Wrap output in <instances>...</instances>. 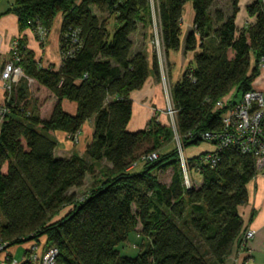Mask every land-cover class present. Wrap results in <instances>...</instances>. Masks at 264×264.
<instances>
[{"label":"trees","instance_id":"16d2710c","mask_svg":"<svg viewBox=\"0 0 264 264\" xmlns=\"http://www.w3.org/2000/svg\"><path fill=\"white\" fill-rule=\"evenodd\" d=\"M218 1H155L166 55L181 47L185 4L194 11L184 45L194 66L171 90L185 147L204 141L198 133L220 130L223 112L216 103L230 95L237 99L260 77L264 0H250L246 12L253 21L242 27L236 23L239 0H231L228 14L215 8ZM93 7L112 16V30ZM152 8L150 0H14L6 11L17 17L18 65L30 80L15 87L0 126V238L7 250L31 242L54 246L64 264H229L237 258L248 230L239 210L258 174L253 157L223 149L214 167L201 164L206 153L192 157L189 168L200 177L186 188L175 150L140 161L170 146L171 129L155 119L147 131L127 129L131 94L151 74L160 78L155 55L150 64L144 52H133L132 36L140 25L151 27ZM58 15L60 66L43 67L22 34L48 36ZM33 86L47 94L45 105L32 98ZM64 102L76 105L74 115ZM88 121L93 132L84 153L55 156V134L75 136ZM136 161L140 165L128 172ZM103 164L102 180L76 201L71 189L83 187ZM70 204L72 211L52 223ZM132 232L144 237L141 249L135 258L121 256L116 248Z\"/></svg>","mask_w":264,"mask_h":264},{"label":"built area","instance_id":"2783aa9c","mask_svg":"<svg viewBox=\"0 0 264 264\" xmlns=\"http://www.w3.org/2000/svg\"><path fill=\"white\" fill-rule=\"evenodd\" d=\"M17 46L18 43L14 40L11 44L10 60L0 66V83L2 84L0 126L2 125L4 116L10 112L7 106V103L12 97L10 93L24 76L22 68L18 65ZM258 67L260 72H264V53L259 59ZM230 96L218 101L215 105L216 109L223 112L221 115L220 130L218 132L199 135L200 139L211 144L214 149L212 152L206 153L201 157V163L214 167L218 162L216 153L223 149L232 148L241 154L251 155L255 160L258 173H261L264 171V89L253 87L237 99H233ZM168 99L172 102L171 93H169ZM171 104L172 107L169 109L170 117H175L176 119L177 111L175 110L173 102ZM175 131L180 161L183 165L184 163L186 165L181 140L178 137L177 129ZM189 137L191 135L187 136V138ZM156 159L157 156L152 155L144 157L140 161L151 162ZM184 184L186 188L191 187L186 173H184ZM254 235V231L247 230L245 232L241 243V250H243L246 242L253 239ZM7 251V244L0 238V264H20ZM22 263L64 264L60 261V252L56 247H43L34 242L29 243Z\"/></svg>","mask_w":264,"mask_h":264},{"label":"rangeland","instance_id":"374dc122","mask_svg":"<svg viewBox=\"0 0 264 264\" xmlns=\"http://www.w3.org/2000/svg\"><path fill=\"white\" fill-rule=\"evenodd\" d=\"M80 1L81 0H77V2H80ZM150 1L153 7L152 8L153 23H151L150 28L149 27L145 28L142 25L139 26L137 33H135L132 36L133 49L135 52L138 50L142 52L143 50V52L147 56V59L149 58L148 62L151 64H152V58L155 55L157 62H158V66L160 67V69H162V72L159 78V83H160L159 98H157L154 102V105H152L153 116L151 117V119L156 115L159 122L167 126L168 128H170L173 133V131L177 129V127H175L177 126V124H176L175 117L173 118L170 117L171 115H170L169 109L172 107V104H171L172 102L171 100L169 101L168 99V96H169V93H171L173 84L170 81L171 80L170 70H169L170 68L167 63L166 53L162 45L161 33H160L161 32L160 23H159V19L157 15V7H156V2H155L156 0H150ZM1 2H3L2 6H1ZM7 2L14 3V0H0V8L3 7ZM215 8L221 9L222 11L228 14L231 11V0H220L216 4ZM92 11L100 20H108V28L109 30H112L114 26V20L112 16L106 10L102 11L98 8L93 7ZM242 15H243V12H241L240 16H238V21L241 19ZM182 22L184 21L182 20ZM58 34L59 33L56 30V27L54 28L52 27L49 40L47 39L48 38L47 36L45 37V35H42V36L38 35L39 40H37L36 38L33 39V42H34L33 45L35 46L36 49L40 50L41 45L43 47L47 46V49L45 52L46 60H49L54 63H57L60 59V52H59V47H58ZM42 37H44V39ZM43 52L44 51H42V53ZM192 66H194V62H192ZM260 78H263V81H264V72H260V77L258 79ZM258 79L256 82L259 81ZM1 85L2 84L0 83V99L2 96ZM31 96L33 99L37 97L38 102L40 101L41 103H43L42 101L47 99V94L41 91L40 89H38L36 86L32 87ZM43 104L45 105V102ZM45 107L46 106H44L42 110L43 113H47L48 111V110H45ZM3 121L4 119L2 120V123ZM149 121L146 123V126L143 130H146V131L148 130ZM88 128L91 129V126ZM89 129L85 128L83 131H80L75 136L67 135L64 140L63 139L58 140L56 138L58 142L57 154L59 156H69L70 154L82 155L85 151L87 143L91 140ZM59 137L62 138L61 136ZM178 137L181 140V137L180 136ZM176 141H177L176 136L173 133V139H171L170 146L164 150L157 151L156 153L158 154V156L168 150H169L168 152H171L173 150L178 151V146H177ZM181 146L184 149L183 144H181ZM211 149H213L212 145L206 141H203L199 145H188L185 147L184 150L186 152V155L189 158H192V157L198 156L199 154L201 155L205 152H209ZM144 157L145 156L143 155L140 158V160ZM104 168H107L106 165L104 164L96 165V169H94V174L86 177L83 187L71 189L70 193L75 194L76 201L77 200L82 201L85 198V196L90 193L91 189L99 181L102 180ZM169 173L170 171H168V174ZM197 173L198 172H193L192 174H189L190 175L189 177H193L195 180H198L200 176ZM182 176L184 177V173H182ZM166 178L167 176H165V174L160 175V179L162 181L165 180ZM72 209H73V204H70L67 207H65L62 211H60L58 215L54 216L51 219L52 223L63 218L65 215L71 212ZM41 240L44 242L45 238H42ZM143 242H144V237L139 235L137 232H132L131 234H129L127 241L120 244L116 249L118 250L121 256L135 258L138 255ZM28 245L29 243H24V244L13 246L8 249L7 253L13 256L14 260L17 263H21Z\"/></svg>","mask_w":264,"mask_h":264},{"label":"crops","instance_id":"0c3cea01","mask_svg":"<svg viewBox=\"0 0 264 264\" xmlns=\"http://www.w3.org/2000/svg\"><path fill=\"white\" fill-rule=\"evenodd\" d=\"M3 2H1L2 6ZM13 3L7 2L3 7L0 8V66H2L5 62L10 60L11 53V44L12 42L19 37L18 32V24L17 17L14 14H7L6 11L12 7ZM250 4V0H239L238 7L239 12L236 17V23L238 26L242 27L247 22H252L253 19L248 17L246 12L247 5ZM242 10V11H241ZM243 12L241 19L238 21V16ZM182 22L181 24V47L178 51H170L168 55H166L167 63L169 65L170 70V81L174 85L177 83L187 68L192 67L193 62V53L186 52L184 49L186 36L193 29V21H194V11L191 3L185 4L182 13ZM56 22V23H55ZM62 17L58 15L55 18L53 28L56 27L58 31V47H59V39H60V30H61ZM51 34V32H50ZM47 36L49 40V36ZM22 35L26 36L27 47L35 52L37 58L41 59V64L43 67H48L50 65L58 68L60 66L61 59L57 63L46 60L45 52L46 47L36 49L33 45L34 33L30 30L25 31ZM133 40V39H132ZM148 46V44H147ZM40 48V47H39ZM42 51H44L42 53ZM140 51V50H138ZM147 51V50H146ZM38 52V53H37ZM133 52L134 49H133ZM143 52V50H142ZM43 54V55H42ZM149 59V58H148ZM151 64V63H150ZM258 82L253 83L254 88L264 89V81L263 78L258 79ZM159 88L160 83L159 80L151 74L143 86V88L139 91H136L131 94V100L133 103L132 109V117L128 125V130L130 132H135L138 130H143L146 126V123L153 116V108L154 102L157 98H159ZM64 110L74 115L76 112V105L68 102L63 103ZM91 126V129L88 127ZM85 128L89 129L90 137H92L93 126L92 121L86 122L81 131ZM61 136L62 138H60ZM67 135L63 133H56L55 137L58 140H64ZM90 142V141H89ZM88 142V143H89ZM87 143V144H88ZM214 149H211L209 152H212ZM205 152V153H209ZM55 156L64 158L69 156H59L57 154V149L55 150ZM248 192V204L242 208H240L239 213L244 223V227L248 230L254 231L255 235L253 239L248 244L249 257L250 259L244 264H264V171L258 173L256 177L247 185ZM245 256H240L238 259H229V264H242Z\"/></svg>","mask_w":264,"mask_h":264},{"label":"bare ground","instance_id":"6f19581e","mask_svg":"<svg viewBox=\"0 0 264 264\" xmlns=\"http://www.w3.org/2000/svg\"><path fill=\"white\" fill-rule=\"evenodd\" d=\"M65 40H67V41H69V43H72L73 41H74V38L70 35V36H65ZM18 60H19V57H18ZM193 67V66H192ZM158 68H159V75L161 74V72H162V69H160V67L158 66ZM191 68V67H190ZM187 69H189V67L187 68ZM24 73V72H23ZM23 81H27V82H29L30 83V80L29 79H27V77H26V75H25V73H24V76L19 80V82L16 84V86L15 87H17L21 82H23ZM15 87L12 89V91H11V93H10V95L11 96H13V94H14V89H15ZM152 119H155L156 120V122H159V120L157 119V116L155 115ZM221 128V127H220ZM127 129H128V127H127ZM129 131V130H128ZM219 131V130H218ZM217 131V132H218ZM175 132L176 131H173V133H174V135H175ZM211 133V132H210ZM213 133V132H212ZM200 134H203V133H198L197 134V137H199V135ZM181 144H183V142L181 141ZM183 147H184V149H185V146L183 145ZM183 149V151H184V157H185V162H186V165H185V163H184V165L181 163V161H180V157H179V152L178 151H176V154H177V159H178V162H179V165H180V168H181V171H182V173H186V174H188L187 176H188V178H189V180H190V183L192 184V180L194 179L193 177H189L190 175L189 174H192L193 172H196V171H194V170H192L191 168H189V164H188V159H190L187 155H186V152H185V150ZM152 155H156L157 156V158H158V154L156 153V152H153V153H150V154H146V155H144L145 157H147V156H152ZM200 155V154H199ZM202 157V156H201ZM201 160V159H200ZM255 161V160H254ZM201 162V161H200ZM140 161H136V162H134L133 164H131V166H129V168L127 169V171L129 172V171H133V170H135L137 167H138V165H140ZM202 164V163H201ZM204 165V164H203ZM133 166V167H132ZM198 174V173H197ZM199 175V174H198ZM186 177V176H185ZM251 241V240H250ZM250 241H248V242H246L245 243V246H244V248H243V250H241V245H240V249H239V251H238V255H237V259L240 257V256H245L244 257V259L243 260H245V258H247V261H248V259L250 258L249 257V255H248V253H249V250H245V249H248V244H249V242ZM20 264H22V262L20 263Z\"/></svg>","mask_w":264,"mask_h":264}]
</instances>
